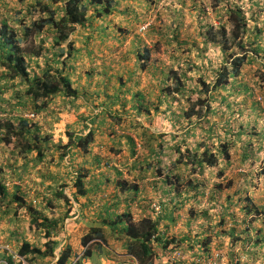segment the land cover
I'll return each mask as SVG.
<instances>
[{
    "label": "trees",
    "instance_id": "16d2710c",
    "mask_svg": "<svg viewBox=\"0 0 264 264\" xmlns=\"http://www.w3.org/2000/svg\"><path fill=\"white\" fill-rule=\"evenodd\" d=\"M59 1L0 0V65L2 66V70H0V114L6 112L4 117L0 115V146L4 149L5 146L10 147L12 137L21 139V152L19 153L28 154L34 151L35 160H29L30 164L33 163L32 165L36 167L37 164L45 163L43 168L38 171L44 181H50L43 194L36 192L37 194L34 196L36 204H33L31 202L33 199L27 202L23 198V194L19 192V187L16 184L10 190L5 183L6 180L0 178V215L2 213L16 214V209L23 207L25 210L22 214H19V217H15L12 221L22 227L25 220L28 222L29 229L34 232L33 234L41 232L43 235L42 245H38L37 242L36 244L29 242L25 238L20 239L15 251L17 257L14 254L7 256L6 264H22L24 260L28 261L32 258L56 257L54 255L55 244L58 242L59 235L62 233L63 222L70 215L72 206L68 205L67 210L60 211L55 215L56 211L52 200L63 199L70 203L69 198L63 192L64 187L70 183L76 189L74 193L76 197L83 196L86 192L94 194L95 189L93 187H95L100 191H106L107 196L113 197L114 200L108 199L113 201L98 212L91 209L93 212H90V215L94 214L98 220L103 222L92 223V219L88 218L90 215L84 213L87 221L82 227L83 233L78 238L79 244L71 241L69 237L59 249L54 264H72L74 260V264H83V260L92 255L108 259L111 252L117 254L115 250L117 245H112V236L113 239L120 242L122 251L119 252V255L122 254L124 258L133 256L141 264H153L161 255L158 250L181 248L184 246L183 243H185L186 249L191 250L194 257L207 258L214 249L208 247L210 237L206 234L202 236V234L212 231L211 227L213 226L210 223L212 216L214 218L224 208H233V206H238L237 208L245 216L259 219L262 225L261 228H254L253 238L248 236L249 241L251 239L254 241L252 247L254 250L251 249L248 253L250 252L254 256L253 260H258L256 248L259 243L264 242V200L253 199L251 196L254 195L248 194L247 190L239 196L234 194L237 191L240 192L239 190L226 194L228 188H222L220 183L210 184L207 198H205L206 189L204 188H207L208 184L205 182L204 184V180H201L198 175L207 167H214L219 160L224 158L223 164L226 165L222 170H219L217 175L223 174L229 166L228 164L231 163L232 149L242 151L243 162L250 159L249 161H253L255 164L257 159L260 161L264 159V152H261L262 145L260 143L262 130L261 128L257 129L259 121L256 119L258 115L260 116L257 110L260 109L261 111L262 107L260 108V103L252 98L255 96L250 84L241 78L244 65L256 62L258 58H260L259 62L264 61V45L257 40L262 34L259 27L262 0H216L214 12L220 19L216 27L210 24L204 7H197L196 1L192 0L190 3L191 12L196 11L198 13L197 31H194L193 34L179 32L184 20L183 12L179 13L178 25L175 27H170V25L168 28L163 27L161 29L151 23L143 32H140L139 29L131 34L129 48H132L133 52L127 51L117 59L115 61L117 67L112 65V61L108 59L107 55L101 56L100 52L109 47L110 38L122 42L126 37L128 32L124 30V25L132 23L133 16L138 14L133 6L126 0H121V2H119L120 0H62L63 4L58 6ZM145 2L144 0L143 3ZM148 2L149 8L151 2ZM179 2L181 4L186 3L185 0H179ZM31 8L40 13L37 18H31L33 14ZM112 16L116 17V20L112 21ZM105 17L106 20L104 21ZM143 18L137 23L142 25L146 17ZM95 19L100 21L95 40L83 35L80 39L81 44L74 45L72 40L68 41V36L77 27L81 29L95 28L96 24L93 23ZM251 23L257 24L251 25ZM32 33H45V40L43 38L40 40L41 44L35 52L25 53L21 43L29 39ZM144 33L148 38L156 35L162 37L170 46L174 45L179 49L181 55L175 56L173 62H165L160 60L158 56H152L155 42L151 47L146 44L143 39ZM198 37L199 41L202 40L201 44ZM65 43L67 48L63 52ZM58 50H62V52ZM207 51L208 53L215 52L212 58L208 56ZM218 52L219 56L217 57ZM64 53L66 54L65 59L60 60L58 55ZM130 53H134L135 57L132 67L128 68L126 63L129 61L124 59ZM81 55L87 56L92 61L100 59L101 62L96 66V70L95 68L79 70L76 64H72L76 56L81 57ZM183 55H185L184 58ZM205 56L209 57L207 67L209 73L212 74L213 81L205 80L203 74L198 76L196 80L190 75L188 76L194 69H197L200 58ZM170 57L172 56L170 55ZM57 63H60L61 67H58ZM109 69L111 71L107 73ZM136 71L144 73V76L153 79V84L156 83L152 88L153 94L150 91L143 92L138 86V79L133 78ZM82 75L96 79L95 84L92 83L91 90L90 83L82 84L81 89L77 88L80 85L79 80ZM15 79H17V83L10 82V80L14 81ZM189 79L193 81V85L198 84L197 89L190 85L187 86ZM257 83L259 85L258 92L264 99V69L262 78L260 79L259 76ZM231 84L235 86V92L243 95V98L237 103L234 101L225 103L224 107L221 108L223 110L219 112L220 131L217 132L214 129L215 122L213 125H209L206 134L208 138H211V141H207V143L199 141L195 146H185L183 150L180 145L162 143L161 134L158 135L143 128L138 135L142 145L138 153L134 137L124 133V131L135 130L136 127L134 128L133 122L129 120L126 123L121 120L122 117L118 114L123 111V108L114 107L111 111L110 107L106 113L110 121L106 129L110 135L117 134L116 130H120L122 134L118 135L113 144L108 146L100 143V146L102 150L104 148L103 151L107 157L115 158L116 153L122 156L120 139L121 137L126 138L129 155H134L136 160L130 166L125 160L128 165L125 166V171L114 165L109 166L111 170L106 171L107 173L100 171L89 176V172L79 171L78 174L70 172L66 163H64V169L57 167L55 171H52L51 168L50 170L48 168V165L53 162L57 149L55 148L54 152L45 150L43 145L48 141V137L47 134L41 132L39 120L42 116L47 123V117L52 112L53 97L57 94H62L70 99H77L80 94H86V99H91L97 93L98 98L103 96L110 102L117 97L119 98L118 107H125L130 104L138 112L137 115L146 116L156 109L159 102L164 101L168 104L169 100H172L176 105H179L176 103L178 94L183 95L184 89L188 87V90H191L189 91L190 94L193 91L197 94L196 100L192 102L191 95L187 96L188 107L181 106L178 116L191 119L197 115L204 116V108L210 111L209 100L215 96H211L212 92L217 89L228 90ZM105 98L101 100H105ZM221 99L227 100V96H221ZM17 109L21 110L22 113L32 112L37 115L39 120L36 118L29 120L22 115H14L13 111ZM55 119L58 120L59 117H55ZM80 119L82 120L81 129H83L86 127L83 123L84 117H80ZM106 129L103 128V130ZM64 133L70 137V141L64 146L58 143V149H68V145H71L70 148L75 145L85 151L87 143L93 139L90 131L85 137H79L77 140H72L74 131L66 128ZM250 134L260 138L257 141L252 140L253 146H251L249 137L246 138ZM155 141L157 143L154 145L157 147L151 149ZM170 147L174 149L172 151L176 157L170 159L166 164L162 159V156L165 155L162 151L163 149H170ZM215 148L217 149L215 150ZM9 149L10 155L16 154L14 150ZM152 150L155 151L154 157H152ZM60 156L63 157L64 153ZM69 159L73 160L70 153ZM4 160H7L6 155ZM125 162H121V165ZM11 165L14 164L11 162ZM182 167L191 169L192 174L188 175L186 179L181 176L180 169ZM64 170L66 172H63ZM2 172L3 168L0 166V174ZM12 172L15 173L16 171L13 169ZM126 172L128 173L127 176H125ZM262 175H264V170ZM149 176L153 178L150 182V190L153 194L163 197L161 205L155 204V201L147 194V188L145 189L140 184ZM2 178L4 177L2 176ZM15 178L20 179L18 176ZM47 193H50L49 196ZM118 197L119 200H116ZM94 199L92 197L87 203L90 208L94 205L97 208ZM190 201L191 206L187 211L186 208L190 205ZM202 201H204L203 205L207 206L200 207L198 210L195 209L194 207L200 205ZM121 203L124 204L122 210L119 207ZM12 204H15L17 208L11 207ZM132 205H136L140 210L139 219L133 218L130 210ZM165 213L170 214V218L165 217ZM181 215L186 219L185 224L187 225L183 229V237L177 238L174 234H170L165 227L166 225L169 226L170 223L175 224ZM3 216H0V220ZM198 218L206 224L200 225L198 232L202 237L193 245L194 242H186L190 238L187 234L192 232V228L198 227L197 223L192 224ZM221 219L223 220V218ZM110 220L112 221L110 222ZM222 220L221 223L224 222ZM123 221H125L123 232L120 233L121 230H119L114 235L111 236L110 234L109 236L107 230L111 226L110 223H122ZM198 232L194 233V237L198 236ZM12 233L16 234L17 232ZM242 233L250 234L248 230ZM9 237L15 238L11 234ZM218 242V245L223 243L221 240ZM80 245L81 248L83 247L82 253ZM215 247L218 248L217 245ZM230 248H233L232 244H230ZM227 259L236 264L241 263L238 254H230Z\"/></svg>",
    "mask_w": 264,
    "mask_h": 264
},
{
    "label": "rangeland",
    "instance_id": "374dc122",
    "mask_svg": "<svg viewBox=\"0 0 264 264\" xmlns=\"http://www.w3.org/2000/svg\"><path fill=\"white\" fill-rule=\"evenodd\" d=\"M146 2H144V0H126V2H128L130 5L133 6V9L136 10L138 12L137 15L133 16V22L129 23L128 25H124L123 28H125L124 30L127 31V35L126 37L123 39L122 42L120 41H115L114 39L110 38L109 42H108V46L107 48H104L100 54L101 56L107 55L108 59H110L112 61V65H116L115 61L117 59H119L123 54H125L127 51L133 52L132 48H129V43H130V36L132 33L138 31L140 28H146L147 26H149L151 23L155 24V26H158L159 28H163V27H172V26H177L178 25V19H179V13L183 12L184 14V20L183 23L180 26V30L179 32H186V33H190L193 34L194 31H197L198 29L196 28L198 25V13L196 11L191 12V8L192 6H190V3L192 0H185L186 3L181 4V2H179V0H145ZM151 2V6L148 8L149 2ZM196 1V6L197 7H204V9L207 11V16L209 17V22L210 24H212L213 26H217L218 22L220 21L219 16L214 12V8H215V2L216 0H195ZM121 2V0L119 1ZM262 2V10H261V14L259 15V27L262 30V34L258 37V41H260L261 44L264 45V0L261 1ZM63 4V1L60 0L59 3H57L58 6H61ZM249 4V3H248ZM120 9V8H119ZM31 12L33 13L31 18H37V16L40 14L38 11L34 10L33 8H31ZM191 12V13H190ZM146 14V15H144ZM113 15V14H112ZM146 17L145 22L141 25L138 24L137 22L139 20L144 19L143 17ZM112 21L116 20V17L112 16L111 17ZM106 20V17L104 19V21ZM222 21V20H221ZM171 22V24H170ZM94 24H96L95 28H88V29H81L80 27H77V29L70 34V36H68V41L72 40L75 44H81L80 39L82 38L83 35H87V37H91L92 40H95V36H96V30H98L97 27H99L100 25V21L98 19H95L93 21ZM131 24V27H130ZM173 24V25H172ZM257 23H251V25H254ZM128 27H130L129 29H127ZM140 32H143V30L140 29ZM83 33V34H82ZM125 33V34H126ZM81 34V35H80ZM143 34V33H141ZM45 33H32L31 36H29V39L25 40L24 42L21 43V46L23 47V50L25 51V53H32L35 52L38 47L40 46L41 42L40 40L43 38L45 40ZM143 39L145 40V43L148 44L150 47L152 45H154V50L152 52V56H158V58L162 61L165 62H173L175 61V56L177 55H181V51L179 49H177L176 47H174V45L170 46L169 43H166L164 41V39L160 36H155V37H146V34L144 33L143 35ZM198 41H199V37H198ZM67 43V42H66ZM66 43L63 45V52L65 51V49L67 47ZM199 43H202V40L199 41ZM93 44V43H92ZM61 48V47H60ZM156 49V50H155ZM173 49H176L175 51ZM209 49V48H208ZM62 50H58L59 52H62ZM215 52H209L207 51L208 56H210L212 58L213 54ZM76 54V53H75ZM172 57H170V55ZM203 54V53H202ZM61 59L60 60H64L66 57V54L64 53L63 55H58ZM197 56V55H195ZM208 56L205 57H201L200 60L198 61V66L197 69H194L190 74H188V76L190 75L191 78L193 79H197L198 76H202V74L205 76V80L207 81H213V77L212 74L209 73V68L207 67V63H208ZM219 56V52L217 57ZM135 57L134 53H130L129 55H127V57L124 59L125 61H129L126 63V66L128 68L132 67V62L133 59ZM183 58L185 57V55L182 56ZM101 58V57H99ZM129 59V60H127ZM197 59V57H196ZM260 58H258V60H256V62H251L250 64H246L243 66L242 71H241V78L246 82L249 83L251 88H252V92L254 94L255 100H257L260 103V108L262 107L261 102H264L263 100V96L258 92V83L257 80L260 76V79L262 78L263 75V69H264V61L263 62H259ZM258 61V62H257ZM74 63L72 64H76L77 68L79 70L81 69H91V68H95L96 70V66H98V64H100L101 60L100 59H94L93 61L90 60L87 56L85 55H81V57H77L73 60ZM153 62V60H152ZM68 64H70L68 62ZM263 64V65H262ZM60 63H57L58 67H61ZM65 67H67V65H64ZM0 70H2V66L0 65ZM111 71V69L108 70L107 73H109ZM133 78L138 79V86L142 89L143 92L145 91H150L151 94H153L154 92L152 91V88H154L155 84H153V79L152 78H148L146 75L144 76V73H140V72H134L133 74ZM10 82H16L17 83V79H15L14 81L10 80ZM80 85L77 86L78 89H81L82 84H86V83H90V90L92 89L93 84H95L96 79L91 77V76H86V75H82V78L79 80ZM187 86L190 85L193 88L198 87V84H194L193 85V81H190V79L187 81ZM93 83V84H92ZM197 83V82H196ZM152 84V85H151ZM16 86V85H15ZM137 86V87H138ZM17 87V86H16ZM191 87V88H192ZM194 90V89H193ZM191 90H188V87H186L184 89V94H178L179 96L177 97V101L176 103L179 105H176L172 100H169V103L166 104L164 101L159 102V105H157L155 110H152V113L147 114L146 116H139L137 115L136 112L132 105L128 104L125 107H118L117 104L118 102H116V100L110 102V101H106V100H101L102 96L100 98L97 97V93L92 97V99L94 101H98L101 103H105V106L107 108V110L110 109L111 107V111L113 110L114 107L122 109L123 111L121 113H119L118 115L121 116V120L124 122H129V120H131L134 124V128L135 130H130V131H124V133L131 135L132 137H134V140L136 142V150L138 151V153L140 152V149L142 147L138 135L142 132V129H149L151 132H154L158 135L161 134L160 138L162 139V143H166L167 144H173V145H180L183 150L185 148V146H195V144L199 143V141H204L205 143H207V141H211V138H208V135L206 134V130L208 128L209 125H213V123L215 122V127L214 129L218 132L220 131V114L219 112L222 111L223 109H221L222 107H224L225 103L227 101H234L235 103H237L238 100H241V98H243V95H239L235 92V86L233 84H231V86L229 87L228 90H221V89H217L214 92H212L211 96L215 95L213 97V99H210L209 101V105L211 107L210 111L206 110L204 108V116L202 115H197L191 119L188 118H182L180 116H178V112L180 111V107L183 106L185 108L188 107V100L186 99L187 96L191 95V101H195L197 94L193 91L192 94H190ZM231 93V94H230ZM221 96H227V100H222ZM54 99L52 100V104H51V110L52 112H50V114L47 117V123H45V121L43 120V117H41L40 120V125H41V132L43 134H47L48 137V141H46L44 143V148L47 152H54L57 149V152L54 155V159L53 162H51L48 165V168L52 171H55L56 168H61L62 165H64V161L66 164H68V168L70 170V172H73L72 168L75 169V161L74 160H69L68 156L66 155V152L68 150L60 148L58 149V143L61 144V136L62 139L64 137V139L67 141H69V136L63 133V128L62 126L65 124L64 120H56L55 117H58V114H60L61 112L64 111V109L66 110V106H65V101L68 100V98L62 94H57L56 96L53 97ZM190 101V102H191ZM172 102V104H171ZM155 103V102H154ZM64 106L62 109H59L58 107ZM237 106V104H236ZM155 107V106H152ZM197 107V106H196ZM243 107V106H242ZM153 109V108H152ZM84 110V109H82ZM76 111H78L76 109ZM83 112H86V110H84ZM257 112H260V116H262L264 114V112L260 111V109L257 110ZM14 115H23L24 112L22 113L21 110H14L13 111ZM2 115V117H4L6 115V112L0 114ZM103 115H105L103 113ZM260 116H257V120L259 121ZM259 118V119H258ZM103 119V116H102ZM32 122V121H30ZM140 122V123H139ZM106 125H108L110 123V121H106L105 122ZM260 123H258L257 125V129H260ZM48 130V131H47ZM118 133H121L120 130L117 131ZM50 134V135H48ZM250 139L251 141V146H253V142L252 140L257 141L260 138H257L254 135H248L246 138ZM63 139V140H64ZM12 145L10 147L5 146L1 147L0 146V166L3 168V172L0 174V178L2 180H6L5 183H7V186L9 187V189H13L14 188V181L18 182L19 184L17 185L19 187V192H22L23 194V198L27 201L30 202L31 199L36 196V192H39V194H43V191L46 189V186L48 185V183L50 184V181H44L43 178L41 177V175L39 174V169H42L45 163H41V164H37L36 167H34L32 164H30L29 160H35V152L33 151L32 153H23L20 154V148H21V139L19 138H15L12 137ZM122 146L120 149L121 154H125V153H129L128 150V145H127V141L126 138L121 137L120 139ZM112 141H110L111 143ZM212 142H215V140H212ZM64 143V141H63ZM107 144H109V140L106 141ZM157 142H153V146L151 149H155V146L157 147L156 144ZM261 147L262 150L261 152H264V139H261ZM165 145V144H164ZM64 146V145H62ZM162 146V145H161ZM9 148H11L12 150H14L16 152V154L13 155H8V150H10ZM56 148V149H55ZM166 148V146H165ZM217 148H215L216 150ZM254 149V148H253ZM174 149H172L170 147V149H163V153H165L164 156H162L163 160L166 162V164H168L170 159H174L176 157V154L172 151ZM154 150H152V157H154ZM260 152V153H261ZM62 153H64L65 157L60 156ZM54 154V153H53ZM117 155L115 156V158H110L109 159V166H114L112 164L113 159L118 160L120 159V155L118 153H116ZM151 156V153H149ZM6 155L7 160H4V156ZM27 156V157H25ZM130 158H133V155H130ZM231 163H229L227 166V168L224 170V173L221 174L220 176H218V172L219 170H222L223 167H225L226 164H223V162H225L224 158L220 161H218V163L214 166V167H207L199 176V178L201 180H204L203 183L205 182L207 185V189L208 186H210V184L212 183H220V186L222 188H228L226 191V194H230V192H235V190H239L240 192H236L234 194H238V196L240 194H243L245 192V190H247V193H251L254 196H251L253 199L259 198L261 199V201L264 200V175H262V172L264 170V159L262 161H260L259 159L256 160L255 164L252 161L246 160L243 162V156H242V151L239 150H235L232 149L231 150ZM8 159H11V161H8ZM15 160V161H14ZM130 161V160H129ZM11 162L14 165H11ZM251 162V163H250ZM162 163V162H161ZM120 165H118L117 168H119ZM170 166V165H169ZM15 170L16 172L13 173L12 170ZM120 170L125 171L124 168H121ZM191 169L188 168H181L180 169V173L183 179H186L188 177V175H191L192 172L190 171ZM83 171V168L80 169V172ZM179 173V171H177ZM127 172L125 173V176H127ZM174 174V172H173ZM2 176L4 178H2ZM16 176L20 177V179L15 178ZM152 177L149 176L147 180L143 181V183H140L141 185L144 186V188H147V194L149 195L150 198H152L157 204L161 205V202L163 201V197L158 195V194H153L152 191L150 190V182L152 181L151 179ZM204 183V184H205ZM227 186V187H226ZM206 188V187H205ZM209 190V189H208ZM243 190V191H242ZM68 193V191H66ZM50 193H47V196H49ZM70 194V193H68ZM187 195V194H185ZM109 196V195H108ZM107 199H113V197H108ZM234 197V196H233ZM206 198V197H205ZM62 201H64L63 199H60ZM114 200V199H113ZM222 200V199H221ZM205 201V200H204ZM201 202L200 205H196L194 208L195 209H200V207H205L207 205H203V202ZM7 202V201H5ZM105 201L101 202L98 201L97 202V206H99V209L96 211H100L101 208H105L103 203ZM65 206L67 207L68 205H70V203H68L67 201H64ZM6 204V203H5ZM52 204V203H51ZM238 204V203H237ZM52 206V205H51ZM191 206V201H190V205L186 208V210L188 211L189 207ZM11 207H15L17 208V206L15 204H12ZM238 207V206H237ZM236 206H233L232 209V213L233 215L230 216L231 219L235 218V223H237V221L240 219H243L242 216V211L237 208ZM69 208V207H68ZM137 209V207H136ZM227 208H224L222 210L221 213L216 214V216L212 219L210 218V221L213 222L212 224L214 226H223L221 224H223L224 222H227L228 219H226V215H228L229 213L226 212ZM23 210H25V208L23 207H18V209H16V214L14 213H10V214H3V218L0 220V264H6L5 259L7 256L14 254L15 257H17L15 255V251H16V246L19 244L20 239L25 238L26 240H28L29 242L38 243V245H42L43 244V235L41 232L37 233V234H33L34 232L29 229V225L28 222H26L25 220L23 221V226L21 227L19 224H17L16 222H13L12 219H15V217L17 218V216L19 217V214L21 215ZM130 210L132 211V209L130 208ZM184 210V211H186ZM60 213V212H59ZM87 213V210L86 212ZM255 214V212H254ZM0 215V216H2ZM73 215V214H72ZM183 215V214H182ZM180 216L178 218V220L176 221L175 224L170 223L169 226L166 225L165 228H167V231L170 234H174L171 232H175L176 229L179 228V226L177 225V223L181 220H183L184 216ZM241 215V216H240ZM256 215V214H255ZM70 215H68L69 217ZM165 217H169L170 218V214L165 213L164 214ZM223 218V220L221 219ZM254 219V217H252ZM24 219V217H23ZM253 219H251V221L249 222V224L252 226L253 229V233H254V228L258 227V224L255 222H259V219L252 221ZM221 220L224 221L221 223ZM68 221H73V219H65V221L63 222L62 225V229L64 228V223L68 222ZM78 221H80V219H78ZM112 220H110L111 222ZM76 224V221H75ZM111 226H109V230H107V232L109 233V236L111 234L114 235L115 232L120 231L123 232L124 225H125V221H123L122 223L120 222H113L110 223ZM236 225V224H235ZM241 222L239 223L238 227H241ZM76 225H74L75 227ZM237 226V225H236ZM82 227L83 224L78 228L77 231H73L72 235L70 236L71 241H73L76 244H79V236L83 233L82 231ZM222 228V227H220ZM12 232H17L16 234H13ZM212 232V231H211ZM176 233V232H175ZM14 235L15 238L13 237H9V235ZM237 235H234L233 238L230 239V241L234 242L238 239H240L241 237H236ZM210 238H212L209 235ZM10 238V239H9ZM110 237H108L109 239ZM110 240V239H109ZM212 240V239H211ZM66 239L64 237H59L58 242L55 244V248H54V255L57 257L59 254V249L61 248V246L65 243ZM112 245L116 246V245H120V242H118V240L113 239L112 236ZM110 242V241H109ZM224 243V241H222ZM219 242H216V245ZM81 248V245L79 246ZM79 248V249H80ZM257 249V248H256ZM83 250V247L80 249V251ZM82 253V251H81ZM229 254V252H228ZM260 256V255H259ZM51 258L49 256L47 257H43L41 259H37V258H32L28 261H23L22 264H54L57 258ZM118 255L114 254V253H110V255L108 256V259L110 261H114L116 259H118ZM121 257V256H120ZM251 257H254L253 255H251ZM107 258H105L106 260ZM260 260H263V257L260 256ZM107 261V260H106ZM100 262V257H98L97 255H92L91 257H87V259L83 260V264H96ZM73 264V262H72ZM166 264V262L164 263Z\"/></svg>",
    "mask_w": 264,
    "mask_h": 264
},
{
    "label": "crops",
    "instance_id": "0c3cea01",
    "mask_svg": "<svg viewBox=\"0 0 264 264\" xmlns=\"http://www.w3.org/2000/svg\"><path fill=\"white\" fill-rule=\"evenodd\" d=\"M85 96H86V94H80L77 99L68 98V100L65 101V106L67 109L66 110L64 109L63 112L58 114V117H59V120H61V121L64 120V122H65V124L62 126V128L64 127L63 130H65L67 128V130L74 131V133H73L74 138L73 139L77 140L79 137H83L89 131L92 132L93 139L89 143L87 151L83 152L80 148H78L77 146L74 145L73 147L70 148L69 151L66 152V155L69 157V153H70L73 157V160L75 161V167L76 168L72 169L73 173L78 174L80 169L83 168V171H81V172H87V173L89 172V176H90L92 173H98L100 171H105V172L107 171L108 172L109 170H111L109 168L110 157H107L105 155L106 153L103 151L104 148L102 150L100 143H103L104 145L109 146L111 143L113 144V142L117 139L118 135H121L122 132L117 133L118 130H116L117 134L110 135L106 129L109 124L106 125V123H105L106 121H108V117L106 114L108 110L105 106V103L94 101L92 99V97H91V99H86ZM102 98H105V97L102 96ZM105 100L110 101L106 98H105ZM114 100H116V102H118L119 98L116 97V99H113V101ZM63 107L64 106L62 105L61 107H58V108L62 109ZM76 109L78 111H76ZM82 109L86 110V112H83L84 110H82ZM103 113L105 115H103ZM102 116H103V119H102ZM80 117H84L83 123L86 125V127H84L83 129H81L82 120L80 119ZM260 121H263V125L261 126V130H262L261 134H262V133H264V117H262V119ZM103 128H105L106 130H103ZM91 129H92V131H91ZM63 133H64V131H63ZM63 139H64V137H63ZM63 139L61 136V144L65 145L68 142V140L66 141L65 139L64 140ZM107 140H109V144L106 143ZM63 141H64V143H63ZM110 141H112V142L110 143ZM68 149H66V150H68ZM9 155H10V153H9ZM130 155H129V153H125L122 156H120V159L122 161L120 159H118L116 161H115V159H113L112 164L115 165L116 167H118V165H120L118 169L125 168V170H126L125 166H128L127 163L130 166L136 160V157L134 155H133V158H130ZM65 156H63V157H65ZM127 156H128V159H126ZM125 160H127V163L125 162ZM121 162H125V164L121 165ZM64 163H65V161H64ZM66 163H68V162H66ZM61 168L64 169V165H62ZM63 172H66V170H64ZM70 178H72V177H70ZM151 179H153V178H151ZM70 182H71V180H70ZM93 188L95 189L94 194L93 193L90 194V193L86 192L85 195L76 197L74 195L76 189L74 188L73 185H71V183H70V185H67L66 187H64V193H65L66 197L69 198V202L72 203V209L69 212L70 216L66 217V218L67 219H73V221L72 222L68 221V222L64 223V226H63L64 228L62 229V233H61V235H59V237L60 236L64 237L66 240L69 239V237L72 235L73 231H77L78 228L82 224L83 225L86 224V221H87L86 218L87 217H84V213L86 212V210H87V213L90 215V212H93L92 210L97 211L99 209V206H97V208H96V206L94 205L92 208H90L87 205L88 201H90L92 199V197L95 198V196L100 192V190L96 189L95 187H93ZM66 191H68V193H70V194H68ZM74 200L76 202H74ZM116 200H119V197ZM112 201L113 200L107 199L103 203V205L106 206V205H108L109 202H112ZM52 202H53V205L55 208V209L54 208H52V209H54L56 211L55 215H57L60 211L64 212L65 210L68 209L65 206L64 201H62L60 199H56V200L53 199ZM95 204L97 205V203H95ZM119 207H120V210H122L124 208V204L121 203L119 205ZM136 207H137L136 205L131 206V209H132L131 213H132L134 219H139V215L141 214V212L138 209V207H137V209H136ZM231 208L232 207L227 208L226 212L229 213L231 211ZM50 215H52V214H50ZM231 215H232V213H229L226 216H227V218H229ZM90 216H88V218L92 219V221H91L92 223H96L97 221H100V219L98 220L94 214L90 215ZM242 217L244 219H246V216H244L243 214H242ZM78 219H80V221H78ZM75 221H76V224H75ZM165 221L167 222L166 219H165ZM238 221H240V220H238ZM100 222H103V221H100ZM186 222L187 221L185 218H183L182 221L180 220L177 223L179 228L175 230L176 233L175 232H171V233H174V235L177 236V238L183 237V229H185L184 227H186L185 225H187V224H185ZM210 223L212 224L213 222H210ZM255 223H257L259 225L258 228L262 227V225L259 224L258 222H255ZM192 224H196V225H198V227L195 228V226H194L195 229L192 228V232L187 234V236L189 235L190 238L188 240H186V242H194L193 243V245H194L198 241V239H201V237L205 234L208 236L210 235L212 237V238H210V243L208 246L210 249L211 248L214 249L216 246V242H218L219 240L224 241V243H222V246H229L230 244H234V243H235V245H237V244H239L240 241H242L243 243L246 242V244H248V245L242 249H239L238 247H234V246H233V248H230V246H229L230 254L233 255L234 254L233 250H236L237 254H243V255L248 257V261H249L248 264H264V260H260V256L263 257V259H264V254L262 252L263 250H261V246H264V242L261 244L259 243V245L256 249L258 251L257 252L258 256L260 255L259 259L253 260V257H251V253L250 252L248 253L249 250H251V249L254 250V248H252L253 244H254L253 239H251L249 242V237H246V235H244L243 236L244 238L238 239L234 243H232V242L229 243L228 238L230 236V233H232L233 229H231V228L229 229L227 227L228 230L226 232H228L229 234H222V233H226V232H222L220 230L221 229L220 227L214 226L213 224H212L213 227H211L212 232H205L202 234V236H200V234L198 232L200 229V225L202 226L206 223H202L201 219L198 218L196 220V222L195 223L192 222ZM74 225H76V226L74 227ZM249 226H250V229L252 232L251 238H253L254 237L253 229H252L251 225H249ZM195 232H198V236H196V237H194ZM241 232H243L241 229L236 230L235 235L241 236V234H244ZM183 244H184V246L181 247V249H183V251H184V258H183V261L181 262V264H200L199 262H200L201 258L194 257L191 250L189 248L186 249L185 243H183ZM217 246H218V244H217ZM115 250H116L117 255L119 256L118 259L122 258V254L119 255V252L122 251L121 246L117 245ZM118 259H116V260H118ZM100 260L103 261V260H105V258H100ZM116 260H114V261H116ZM165 262H166L165 258L160 256L157 260H155V262L153 264H164Z\"/></svg>",
    "mask_w": 264,
    "mask_h": 264
},
{
    "label": "clouds",
    "instance_id": "9594fccd",
    "mask_svg": "<svg viewBox=\"0 0 264 264\" xmlns=\"http://www.w3.org/2000/svg\"><path fill=\"white\" fill-rule=\"evenodd\" d=\"M141 30H144L145 28H140ZM264 100V99H263ZM261 104H262V109H261V111L262 112H264V102H261ZM121 107H124V106H121ZM27 112H25L22 116L23 117H25V118H27V119H29V120H32V118H30V117H27V116H25V114H26ZM259 114H260V112H259ZM36 115V114H35ZM37 116V115H36ZM262 117H264V114L262 115V116H260V119H259V123H260V127L263 125V121H260L261 119H262ZM36 119H38L39 120V118L38 117H36ZM39 122H40V120H39ZM86 135V134H85ZM85 135L83 136V137H85ZM263 135H264V133H262V138L261 139H264V137H263ZM70 139V138H69ZM72 140H76V139H72ZM70 141V140H69ZM68 141V142H69ZM92 141V140H91ZM67 142V143H68ZM89 143L90 142H88L87 143V145H86V150L85 151H87V148H88V145H89ZM71 146V145H70ZM70 146L68 145V151L70 150ZM83 152H85L84 151V149H81ZM69 158V157H68ZM15 183H17L16 185H18L19 183L18 182H16V181H14ZM7 184V183H6ZM204 189H206L205 190V195H204V197H206L207 198V191H208V189L207 188H204ZM63 192H64V190H63ZM33 200L31 201L33 204H36V201L34 200V197L32 198ZM107 200V193H106V191H100L96 196H95V203H97L98 201H101V202H103V201H106ZM206 200V199H205ZM74 202H76L75 200H74ZM71 203V202H70ZM155 204H157L156 202H154ZM70 206H72V203L70 204ZM158 207H159V205H158ZM232 209L233 208H231V211L229 212V213H232ZM159 212H160V210H159ZM232 215H233V213H232ZM231 215V216H232ZM244 215V214H243ZM241 216V215H240ZM245 216V215H244ZM242 217V216H241ZM243 218V217H242ZM226 219H228V221L227 222H224L223 224H221V225H223V226H218V227H222L220 230L222 231V232H226L228 229H227V227L230 229H233L232 230V233H230V236H229V238H228V240H229V243L230 242H232V241H230V239L231 238H233L234 237V235H235V231L236 230H239V229H241L243 232L245 231V230H248V232H250V234L249 235H246V234H241V236H239V235H237L236 237H241L240 239H242V238H244L243 236L244 235H246V237H248V236H252V232H251V229H248L250 226V224L249 225H247L250 221H251V219H253L252 218V216H246V219H239L240 221H237V223H235V222H233V221H235V218H233V219H231L230 217L229 218H227V216H226ZM254 220H256V218H254L252 221H254ZM241 222V227L239 226L238 227V225H239V223ZM237 226H236V225ZM242 233V232H241ZM222 234H229L228 232H226V233H222ZM232 236V237H231ZM231 237V238H230ZM251 239V238H250ZM237 241V240H236ZM235 242V241H234ZM234 242H232V243H234ZM250 242V241H249ZM234 247H238L239 249H242V248H245L248 244H246V242L245 243H243L242 241H240L239 242V244H237V245H235V243L234 244H232ZM230 246V245H229ZM229 246H222V245H218L217 247L218 248H214V250L215 249H224L226 252H227V254H228V252H229V254H230V249H229ZM173 250H180V251H182L183 252V254H184V251H183V249H181V248H175V249H172V250H166V249H164V250H158V252H159V254H161L160 256H162V257H164L165 258V260H166V264H181V262L183 261V258H181V259H179V260H173V259H171L170 257H169V253L170 252H172ZM261 250H263L262 252H263V254H264V246H261ZM233 252H234V254H237L236 253V250H233ZM228 254V255H229ZM239 255V257L241 256V255H243V254H238ZM131 256V255H130ZM159 256V257H160ZM245 258H246V260H247V262H249L248 261V257L247 256H245V255H243ZM131 257H133V256H131ZM158 257V258H159ZM124 257H122V258H120V259H123ZM157 258V259H158ZM120 259H118V260H120ZM107 261H110V260H108V259H106ZM106 260H103V261H106ZM117 261V260H116ZM100 262H102L101 260H100ZM100 262H98V263H100ZM110 262H115V261H110ZM75 263V260H74V262H73V264ZM98 263H96V264H98Z\"/></svg>",
    "mask_w": 264,
    "mask_h": 264
},
{
    "label": "built area",
    "instance_id": "2783aa9c",
    "mask_svg": "<svg viewBox=\"0 0 264 264\" xmlns=\"http://www.w3.org/2000/svg\"><path fill=\"white\" fill-rule=\"evenodd\" d=\"M25 116L30 118H36L37 116L32 112H27ZM169 257L173 260H179L184 258V254L180 250H173L170 252ZM228 254L224 249H215L211 252V254L207 258H203L200 260V264H236L234 261H230L227 259ZM241 263L240 264H248L246 258L241 255L240 257ZM98 264H141L139 263L134 257L123 258L117 260L115 262L110 261H102Z\"/></svg>",
    "mask_w": 264,
    "mask_h": 264
}]
</instances>
